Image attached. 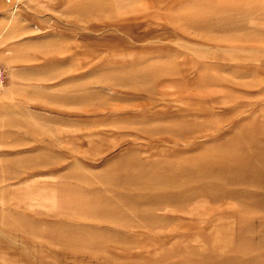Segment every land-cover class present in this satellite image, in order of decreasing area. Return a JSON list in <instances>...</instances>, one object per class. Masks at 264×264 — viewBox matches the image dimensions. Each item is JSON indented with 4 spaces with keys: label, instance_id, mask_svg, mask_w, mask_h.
I'll return each instance as SVG.
<instances>
[{
    "label": "rangeland",
    "instance_id": "rangeland-1",
    "mask_svg": "<svg viewBox=\"0 0 264 264\" xmlns=\"http://www.w3.org/2000/svg\"><path fill=\"white\" fill-rule=\"evenodd\" d=\"M0 264H264V0H0Z\"/></svg>",
    "mask_w": 264,
    "mask_h": 264
},
{
    "label": "built area",
    "instance_id": "built-area-1",
    "mask_svg": "<svg viewBox=\"0 0 264 264\" xmlns=\"http://www.w3.org/2000/svg\"><path fill=\"white\" fill-rule=\"evenodd\" d=\"M4 79H5L4 70L2 67H0V86H2Z\"/></svg>",
    "mask_w": 264,
    "mask_h": 264
}]
</instances>
